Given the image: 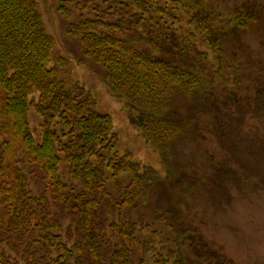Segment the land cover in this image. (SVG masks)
<instances>
[{
	"label": "trees",
	"instance_id": "1",
	"mask_svg": "<svg viewBox=\"0 0 264 264\" xmlns=\"http://www.w3.org/2000/svg\"><path fill=\"white\" fill-rule=\"evenodd\" d=\"M229 2L60 0V53L37 0H0V264H236L190 218L191 186L174 195L176 177L264 188V137L245 126L264 118V0ZM69 55L124 101L164 172L116 149L112 116L63 77ZM208 61L235 73L227 95L205 90ZM205 112L219 149L196 179L173 145L206 135Z\"/></svg>",
	"mask_w": 264,
	"mask_h": 264
},
{
	"label": "rangeland",
	"instance_id": "2",
	"mask_svg": "<svg viewBox=\"0 0 264 264\" xmlns=\"http://www.w3.org/2000/svg\"><path fill=\"white\" fill-rule=\"evenodd\" d=\"M37 1L47 28L57 39L56 52H64L65 39L62 38V29L65 20L58 11L60 0ZM235 2H240V0H230L229 5L233 6ZM70 46L74 53L78 52L75 42H72ZM253 46L257 47L256 44ZM253 46H248V53L243 50L236 51L242 62L250 60L251 57L256 58V56H252L256 55V48ZM77 55L79 57V53ZM69 57L71 62L63 77L83 82L94 94L97 110L112 116L118 135L116 149L121 153L129 151L136 160L164 172L159 151L141 136V130L132 122L130 110L124 101L111 93L90 65L79 63L71 55ZM202 66V82L205 90L208 92L219 89L216 91L217 94L227 95L228 91L222 85L224 77L222 74L232 77L228 74L235 75V73L218 70L210 61ZM245 66L250 67L247 62ZM35 95H38V92L31 98ZM183 109L185 112L188 110L184 106ZM29 116L31 128L38 136L37 130L40 132L39 118L34 112ZM245 121V126L253 136L264 137V118L250 117ZM199 123L200 126L206 128L204 137L180 138L173 145V155L175 154L173 161L191 163L186 165V170L198 174L196 179H199V175L206 176L202 166L212 163L218 155L219 149L216 138L210 133L213 127L212 117L205 112L201 115ZM174 180L176 184L174 195L185 192L188 186H191L192 190L186 192L187 212L190 218L200 225L215 246L223 249L236 264H264V188L256 189L257 178H254L252 183V179L247 181L232 179L230 181L224 177L216 180L215 184L208 183L207 178L202 181H193L188 178L179 181L176 177Z\"/></svg>",
	"mask_w": 264,
	"mask_h": 264
}]
</instances>
